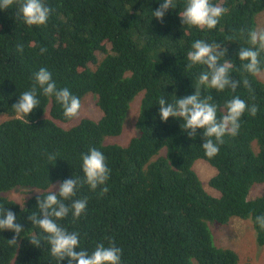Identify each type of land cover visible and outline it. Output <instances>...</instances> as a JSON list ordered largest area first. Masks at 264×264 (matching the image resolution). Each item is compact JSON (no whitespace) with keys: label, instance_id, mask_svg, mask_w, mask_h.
<instances>
[{"label":"trees","instance_id":"trees-1","mask_svg":"<svg viewBox=\"0 0 264 264\" xmlns=\"http://www.w3.org/2000/svg\"><path fill=\"white\" fill-rule=\"evenodd\" d=\"M44 2L52 11L42 26L24 24L17 17L18 4L0 11L1 195L18 189L45 192L72 176L83 179L81 154L96 148L110 169L109 191L100 196L99 188L82 185L76 198L88 199L86 212L79 219L69 214L58 222L80 233V248L91 253L99 242L107 246L105 237H110L122 249L121 264H240L235 249L216 244L212 230L234 218L252 221L253 235L264 246V231L255 224V217L264 215V193L249 199L252 188L264 184V83L243 71L237 55L240 47L250 46L247 32L258 29L264 0H211L228 10L212 30L181 22L178 14L185 0H174L176 7L162 22L152 15L162 0ZM196 40L221 44L235 65L231 78L240 81L234 93L202 86L201 98L212 97L218 116L219 108L234 96L258 106L254 117L247 111L242 116L243 135L225 146L232 138L226 135L211 158L201 148L202 130L190 138L182 120L162 122L158 116L162 96L173 103L175 97L195 94L196 77L205 67L186 70V55ZM17 45H23L22 53ZM41 47L47 49L43 54ZM260 59L264 67V53ZM40 68L51 73L57 88L66 87L77 96L81 107L88 94L95 96L102 116L77 121L80 108L68 119L55 97H45L39 89L37 108L27 117L18 115L12 106L31 90ZM245 78L251 93L243 86ZM139 95L137 136L127 146L112 142L123 135ZM72 123L77 124L65 128ZM52 153L56 160L48 158ZM204 155L217 171L206 184L220 197L206 191L202 174L194 169ZM41 195L28 207L0 198V207L11 209L24 229L18 247L8 244L13 232L0 231V264H58L45 234L28 220L38 213ZM33 234L41 239L39 248L29 242ZM60 264H68L67 259Z\"/></svg>","mask_w":264,"mask_h":264},{"label":"clouds","instance_id":"clouds-1","mask_svg":"<svg viewBox=\"0 0 264 264\" xmlns=\"http://www.w3.org/2000/svg\"><path fill=\"white\" fill-rule=\"evenodd\" d=\"M14 4H18L17 17L22 19V22L27 26L46 24L52 11L46 6L44 0H0V11H5ZM175 7L174 0H162L160 6L152 11V15L162 22L168 10ZM227 11L226 8L213 4L211 0H185L183 11L178 15L186 26L200 30H212L216 28L220 18ZM247 43L250 46L240 47L237 54L241 61V67L243 71L258 77L264 83V67H262L260 59L261 54L264 53V29L249 30ZM17 51L22 53L23 45H17ZM46 51V48L41 47V54ZM226 55L227 50L222 48L219 43L209 44L205 40L194 41L186 55L188 61L186 70H190L195 65L205 67V70L196 77L195 94L179 99L175 97L173 103H169L163 96L158 100V116L162 122H167L170 117L182 120L181 128L190 138L196 137L198 129L202 130L201 148L209 158L219 153L226 135L232 136V138L226 142L225 146L233 144L243 135L245 127L240 128V120L246 111L253 117L258 112L257 105L250 106L239 96H234L226 101L222 108H219L220 115L218 116V106L211 103L212 97L201 98L200 89L202 86L217 92L231 89L233 93L239 87L240 81L232 79L230 75L235 65L226 59ZM33 80L31 90L23 92L12 106L18 115L27 117L37 108L39 104L38 89L45 97H55L56 102L62 106L63 115L66 118L72 119L79 114L80 99L66 87L57 88L47 69L40 68L34 74ZM243 86L249 89L250 93L252 92L247 78L243 80ZM254 142L257 144L256 141L252 143ZM205 155L198 160L205 159ZM48 158L56 160V154H49ZM80 159L83 179L72 176L59 184L57 183L54 188L51 186L45 192L43 189H39L42 194L37 197L39 211L28 215V220L45 234L44 239L50 246V253L57 259L58 264L65 259L68 264H121L122 249L115 244L112 238L105 237L108 241L107 246L103 241L99 242L95 249L89 253L80 248V233L70 232L58 223L69 214L73 220H76L86 212L88 199L86 197L76 198L82 185L86 184L92 191L99 188L100 196H104L109 191L106 183L110 178V169L106 164L104 154L96 148H92L88 153L81 154ZM198 160L194 162V165ZM57 188L58 190H53ZM16 220V214L11 209L0 207V231L13 232L15 235L8 240V244L18 247L17 238L24 229ZM255 224L264 231V215L256 216ZM29 242L35 247L41 246V239L35 234L31 236Z\"/></svg>","mask_w":264,"mask_h":264},{"label":"rangeland","instance_id":"rangeland-1","mask_svg":"<svg viewBox=\"0 0 264 264\" xmlns=\"http://www.w3.org/2000/svg\"><path fill=\"white\" fill-rule=\"evenodd\" d=\"M259 26L258 29H264V13H262L258 17ZM89 95V96H88ZM84 100V103L81 107V113L76 119L79 121L82 118H92L94 120H98L102 115L101 111L97 105V98L93 95L88 94ZM143 97V93H141ZM137 96L135 100L131 104L130 116L127 119L124 133L122 136L114 138L112 142L117 143L121 146H127L134 136H137V129L135 128L134 124L139 115L140 110V103L142 97ZM4 120V119H2ZM1 120V121H2ZM77 123H72L71 125H66V127H72ZM251 148L253 152L257 151V147L255 142L252 143ZM194 168L196 171H199L202 175V182L206 191L215 196L220 197V193L213 189L210 185L206 184L207 181L210 179V176H216L217 171L214 167L211 166L209 163V159L205 158L202 160H198ZM264 193V184H257L255 185L249 195L250 200H254L255 198L261 196ZM40 194V191H36L34 193H30V191H25L24 189L13 190L1 195L0 198L6 199L8 202H11V199H16L19 201L22 207H28L29 202L35 199L37 195ZM8 202H4L3 204H8ZM232 222L220 228H216L214 226L213 234L215 238V242L218 246H228L229 248L235 249V251L240 256V264H264V246H260L257 243L255 238V234L253 235L252 232V221L249 220H242L239 218H234L231 220ZM230 231L234 232V241L233 235Z\"/></svg>","mask_w":264,"mask_h":264}]
</instances>
